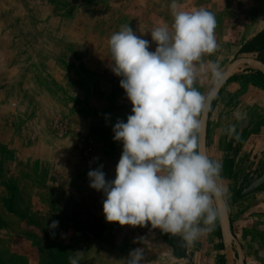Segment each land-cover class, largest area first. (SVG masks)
I'll list each match as a JSON object with an SVG mask.
<instances>
[{"label": "rangeland", "instance_id": "1", "mask_svg": "<svg viewBox=\"0 0 264 264\" xmlns=\"http://www.w3.org/2000/svg\"><path fill=\"white\" fill-rule=\"evenodd\" d=\"M177 2L184 10L204 8L215 15L219 47L205 61L224 72L238 58L258 56L243 49L264 30V0ZM171 3L0 0V264H70L76 252L78 264H126L137 248L144 250L143 264H236L222 243L219 219L189 245L150 224L108 223L98 214L103 197L90 187L88 173L96 166L103 165L106 180L115 179L123 144L114 140L113 127L118 119L127 122L133 107L112 71L109 39L127 24L155 51L150 32L171 25ZM196 86L206 93L213 87L210 75ZM259 94L247 92L246 107L233 103V111L220 105L210 121V157L222 164L246 264H264V185L243 194L264 175ZM231 126H238L244 141L228 152ZM71 214L78 224L73 230L67 228ZM52 221L59 222L56 229H50Z\"/></svg>", "mask_w": 264, "mask_h": 264}, {"label": "clouds", "instance_id": "2", "mask_svg": "<svg viewBox=\"0 0 264 264\" xmlns=\"http://www.w3.org/2000/svg\"><path fill=\"white\" fill-rule=\"evenodd\" d=\"M170 8L171 25L162 23L150 32L155 51L127 24L109 39L111 68L121 77L132 114L113 127L114 140L123 144L115 179L106 180L103 165L88 177L90 187L106 196L108 223L133 228L150 224L191 245L212 230L221 214L217 202L227 197L222 164L199 150L204 118L224 72L204 59L219 47L215 15L204 8L184 10L177 0ZM209 75L213 87L201 92L196 85ZM234 133L231 126L229 137ZM58 224L52 221L49 227ZM80 254L70 257V264H78ZM143 261L144 250L137 248L126 264Z\"/></svg>", "mask_w": 264, "mask_h": 264}, {"label": "crops", "instance_id": "3", "mask_svg": "<svg viewBox=\"0 0 264 264\" xmlns=\"http://www.w3.org/2000/svg\"><path fill=\"white\" fill-rule=\"evenodd\" d=\"M254 53H256V52H254ZM258 56H259V52H258ZM258 56L256 58H258ZM257 72L258 71L254 70V69L244 67V70H242L241 73H234L233 77L223 87V89L220 92L219 96L217 97V99L213 103L212 111H211L212 113L210 114L209 130H208V150L210 149V141H209V137H210V121L212 119V115L214 114L215 109L218 110L220 105L226 104V107H229L227 109L229 110L231 108V111H233V109H234L233 103L237 106L236 108H240L241 106L246 107L247 92L253 93L256 96V98H258L260 96L259 93L264 95V83L259 82L257 80V78H256L257 77ZM225 100H226V102H224ZM256 102L257 101H255V103ZM255 103H253V104H255ZM261 103L262 102H258L257 105H259ZM255 106L256 105L252 106V104H251L250 107L254 108ZM254 112H255V115H256L257 111H254ZM249 115L251 116V115H253V113L251 112ZM246 117L247 116L245 114V116L241 117V119H238V121H237L238 124H239V122H241V124H244L243 118H246ZM235 125H237V123ZM235 130H236L235 133H234L235 135H233L232 140L227 145V147H228L227 151L228 152H229V150H232L233 148L235 150H237L241 146L243 141H244V138H243V141H242V136L241 135L236 134L237 131H240L238 126L236 127ZM256 132H257V130H256ZM261 132H262V134H264V124L261 125ZM237 135H238L239 139L236 138ZM209 157H210V153H209ZM210 159H211V157H210ZM263 166H264V157H263V163L261 164V168ZM96 169H97V166H96ZM100 194H98V192H97L98 199L103 197V198H101V200L104 201L106 196L104 197L102 194L100 196ZM84 200L87 201L88 204H89V196H86L83 193V201ZM98 211H99L98 214L100 216H102V218H105L103 209L102 210H98ZM68 216L69 217H67V220H68V224L69 225H67V228H71L72 230L77 228L78 224L75 223L77 221V218L75 217V215L71 214V215H68ZM102 222L105 225V221L103 220ZM100 228H102V227H100Z\"/></svg>", "mask_w": 264, "mask_h": 264}, {"label": "water", "instance_id": "4", "mask_svg": "<svg viewBox=\"0 0 264 264\" xmlns=\"http://www.w3.org/2000/svg\"><path fill=\"white\" fill-rule=\"evenodd\" d=\"M239 67H247V68L254 69L260 72L264 76V62L256 57L238 58L234 60L231 64H229L228 67L225 69L224 81L222 85L218 88L216 98L211 103V106L204 118L203 129L201 133L199 134V150L207 157H209V150H208L209 120H210V114H211L213 103L219 96L223 87L233 77L235 71ZM263 185H264V175L258 180L254 181L249 186V188L243 192V194L244 195L248 194ZM217 206L221 209V214L219 217V224H220V230H221L222 243L225 248L231 249L233 251V258L236 264H246L245 253H244L243 247L233 230L231 215H230V211H229L226 199L217 202Z\"/></svg>", "mask_w": 264, "mask_h": 264}, {"label": "trees", "instance_id": "5", "mask_svg": "<svg viewBox=\"0 0 264 264\" xmlns=\"http://www.w3.org/2000/svg\"><path fill=\"white\" fill-rule=\"evenodd\" d=\"M255 51L259 52L258 58L261 59L262 61H264V31L259 33L253 39V41L248 46H246L243 49V52H245V53H252V52H255ZM256 78H257V80L259 82L264 83V76L260 72H257V77ZM220 237H221V235H220ZM221 246H222V244H221Z\"/></svg>", "mask_w": 264, "mask_h": 264}, {"label": "built area", "instance_id": "6", "mask_svg": "<svg viewBox=\"0 0 264 264\" xmlns=\"http://www.w3.org/2000/svg\"><path fill=\"white\" fill-rule=\"evenodd\" d=\"M59 127L63 126L62 123L61 124H58Z\"/></svg>", "mask_w": 264, "mask_h": 264}]
</instances>
